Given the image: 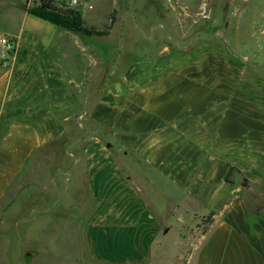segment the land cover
I'll use <instances>...</instances> for the list:
<instances>
[{
	"label": "crops",
	"instance_id": "1",
	"mask_svg": "<svg viewBox=\"0 0 264 264\" xmlns=\"http://www.w3.org/2000/svg\"><path fill=\"white\" fill-rule=\"evenodd\" d=\"M26 4L2 30L18 50L0 60V202L75 118L88 133L71 138L73 164L59 171L83 180L89 257L150 264L173 232L189 239L184 264H264V72L217 51L176 59L166 45L153 63L145 56L113 73L98 66L110 59L109 34L57 31ZM88 9V26L99 27L102 10ZM32 220H24L27 241L36 237Z\"/></svg>",
	"mask_w": 264,
	"mask_h": 264
},
{
	"label": "rangeland",
	"instance_id": "2",
	"mask_svg": "<svg viewBox=\"0 0 264 264\" xmlns=\"http://www.w3.org/2000/svg\"><path fill=\"white\" fill-rule=\"evenodd\" d=\"M32 1L0 0V32L19 22V3ZM89 3L102 10L99 27H92L107 29L104 35L109 34L112 40L110 59L106 65L98 66L113 73L119 67L138 65L145 56V63H153L152 52L166 45L176 59L184 57L193 63L200 61L203 50L217 51L218 56L235 60L244 69L264 72V0H79L72 8L82 12L87 26ZM135 20L142 28L130 24ZM70 46L75 50L74 45ZM72 76L75 80L82 77L75 73ZM68 127L62 137L34 153L0 202V264H105L93 260L87 251L85 228L91 205L80 202L88 200L83 180H64L69 175L59 171L73 164L66 150L78 143L72 146L71 138L88 133L87 124H78L75 118L69 119ZM74 165L80 176L84 168L81 153ZM70 192L76 196H68ZM30 216V231L36 237L27 241L24 220ZM206 219L202 218L201 223ZM165 237L168 250L162 246L154 253L156 261L150 264H184L188 237L174 236L173 232ZM194 238L193 242L199 237ZM148 260L150 257L145 264Z\"/></svg>",
	"mask_w": 264,
	"mask_h": 264
},
{
	"label": "trees",
	"instance_id": "3",
	"mask_svg": "<svg viewBox=\"0 0 264 264\" xmlns=\"http://www.w3.org/2000/svg\"><path fill=\"white\" fill-rule=\"evenodd\" d=\"M25 10L55 26L74 31L84 37L104 35L107 29H97L84 23L79 9L68 7L64 0H33L25 5Z\"/></svg>",
	"mask_w": 264,
	"mask_h": 264
},
{
	"label": "built area",
	"instance_id": "4",
	"mask_svg": "<svg viewBox=\"0 0 264 264\" xmlns=\"http://www.w3.org/2000/svg\"><path fill=\"white\" fill-rule=\"evenodd\" d=\"M66 6L72 7L79 4V0H64ZM18 50V41L6 33L0 32V60L6 61L13 57Z\"/></svg>",
	"mask_w": 264,
	"mask_h": 264
}]
</instances>
